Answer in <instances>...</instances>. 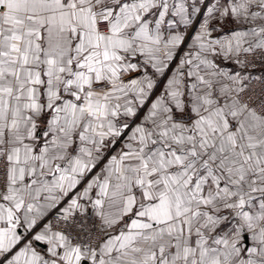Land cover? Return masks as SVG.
Instances as JSON below:
<instances>
[{
  "label": "snow or ice",
  "instance_id": "6c2138e0",
  "mask_svg": "<svg viewBox=\"0 0 264 264\" xmlns=\"http://www.w3.org/2000/svg\"><path fill=\"white\" fill-rule=\"evenodd\" d=\"M0 264H264V0H0Z\"/></svg>",
  "mask_w": 264,
  "mask_h": 264
}]
</instances>
